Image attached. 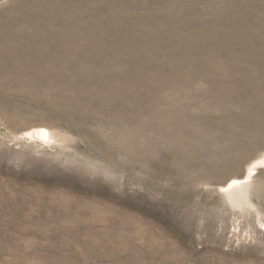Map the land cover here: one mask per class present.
Listing matches in <instances>:
<instances>
[{
  "label": "rangeland",
  "instance_id": "obj_1",
  "mask_svg": "<svg viewBox=\"0 0 264 264\" xmlns=\"http://www.w3.org/2000/svg\"><path fill=\"white\" fill-rule=\"evenodd\" d=\"M0 264H264V0H0Z\"/></svg>",
  "mask_w": 264,
  "mask_h": 264
},
{
  "label": "bare ground",
  "instance_id": "obj_2",
  "mask_svg": "<svg viewBox=\"0 0 264 264\" xmlns=\"http://www.w3.org/2000/svg\"><path fill=\"white\" fill-rule=\"evenodd\" d=\"M49 134H50V133H49ZM47 135H48V132L45 131V132H44V137H47Z\"/></svg>",
  "mask_w": 264,
  "mask_h": 264
}]
</instances>
